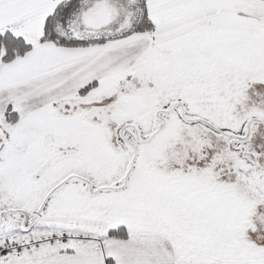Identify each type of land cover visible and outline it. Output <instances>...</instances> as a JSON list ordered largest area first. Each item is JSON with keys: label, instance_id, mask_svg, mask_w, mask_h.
<instances>
[{"label": "snow or ice", "instance_id": "1", "mask_svg": "<svg viewBox=\"0 0 264 264\" xmlns=\"http://www.w3.org/2000/svg\"><path fill=\"white\" fill-rule=\"evenodd\" d=\"M0 264H264V0H0Z\"/></svg>", "mask_w": 264, "mask_h": 264}]
</instances>
